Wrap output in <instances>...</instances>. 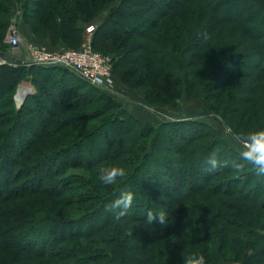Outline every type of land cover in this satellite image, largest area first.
Returning a JSON list of instances; mask_svg holds the SVG:
<instances>
[{"label":"trees","instance_id":"1","mask_svg":"<svg viewBox=\"0 0 264 264\" xmlns=\"http://www.w3.org/2000/svg\"><path fill=\"white\" fill-rule=\"evenodd\" d=\"M9 1L0 0L5 53ZM24 6L36 34L72 47L85 23L110 8L93 46L113 54L116 74L150 103L170 104L187 91L235 135L264 128V0ZM71 74L0 65V264H183L192 254L206 264H264V178L251 166L227 178L230 166L208 170L213 152L221 161L240 158L220 131L192 119L143 122ZM29 77L35 91L18 108L14 94ZM110 166L126 175L104 185L99 170ZM125 191L134 203L117 221L106 209ZM149 210L166 211L168 224L154 222L150 233Z\"/></svg>","mask_w":264,"mask_h":264},{"label":"rangeland","instance_id":"2","mask_svg":"<svg viewBox=\"0 0 264 264\" xmlns=\"http://www.w3.org/2000/svg\"><path fill=\"white\" fill-rule=\"evenodd\" d=\"M10 7H11V18H10V24L11 23H16L17 26L19 27L21 33L25 36L27 35V40L29 42L40 45V46H46L49 49L52 50H65V49H72V48H80L85 44L86 42L91 39L92 43V37L93 34L96 30L93 32H89L87 30V27L91 24H94L96 27L98 24L107 16L109 13V9L107 8L104 11H102L99 15H96L95 17L92 18V20L88 21L85 23V29L83 33V40L82 43L79 46L72 47L68 46L63 42L59 43H54L52 41L51 36H41L38 35L34 32L32 25H31V20L27 18V15H25L26 12V0H12L9 1ZM26 37V36H25ZM6 41V40H5ZM92 48L96 52H100L103 55H105L108 58L109 64L112 67V78H113V86L110 90H105L106 95L114 99L118 104H121L123 106H126V104L131 105L129 110L133 112L140 120L143 122H149L153 121L156 123H160L165 120H174V119H192V120H199L205 123L210 124L214 128H216L218 131H220L226 140V142L233 148H235L237 151L240 153V146L234 141V137L236 136L230 128H226L222 120L217 118L213 112H211L206 105V99L203 98L202 96H195L191 95L187 91L184 92L183 96L179 99H177L175 102L170 103V104H159V103H150L146 97L145 93L143 92L142 89L133 87L129 84H126L115 72V56L111 53L104 52L102 50H99L93 46L92 43ZM6 53L8 54L9 60L12 58V56L22 58L23 60H27L26 64L28 63V57H27V52L22 49L20 50H15L12 48L7 42H6ZM137 53H134L133 55H136ZM264 54V52H263ZM29 65V63H28ZM32 65V64H30ZM65 68V67H64ZM71 78L75 79L77 82L79 81L80 84L85 85L84 88H86V84L89 83L92 85L90 82L86 80H79L80 74L76 72L75 70L70 69ZM33 80H31V77L26 79L25 83H31L32 84ZM26 86H22L21 89H26ZM96 87V86H95ZM19 88V86H18ZM18 88L16 93L14 94L16 96L18 92ZM20 89V90H21ZM28 89H26V92ZM34 91H35V86H34ZM25 92V93H26ZM20 95L19 97H23L25 95ZM96 104H93L94 106ZM90 106V107H92ZM85 108H81L80 110H84ZM30 123L33 124V121L30 120ZM39 127V126H38ZM78 172H82L83 170H75ZM239 173L233 172L232 174H227L221 177H230L233 175H237ZM210 226V225H209ZM178 256H180V252H175ZM116 261H113L112 264H116ZM224 264H242V263H233L231 261H226Z\"/></svg>","mask_w":264,"mask_h":264},{"label":"clouds","instance_id":"3","mask_svg":"<svg viewBox=\"0 0 264 264\" xmlns=\"http://www.w3.org/2000/svg\"><path fill=\"white\" fill-rule=\"evenodd\" d=\"M234 141L240 146L239 160L221 161L217 153L209 155L206 163L209 171H216L223 167H231L235 173L242 172L246 166H251L258 177L264 178V128L249 130L234 137ZM126 175V170L120 166L102 167L99 170L98 179L104 185H112L118 178ZM163 198V197H162ZM135 199V194L131 191L123 192L119 198L115 199L108 207L107 211L114 212V219L119 221L129 214ZM154 222L159 223L161 228L168 224L166 211L154 213L149 210L146 213V227L150 233L155 232ZM183 264H206L204 255H188L182 257Z\"/></svg>","mask_w":264,"mask_h":264},{"label":"built area","instance_id":"4","mask_svg":"<svg viewBox=\"0 0 264 264\" xmlns=\"http://www.w3.org/2000/svg\"><path fill=\"white\" fill-rule=\"evenodd\" d=\"M96 26L91 24L87 27L89 32H93ZM91 29V31L89 30ZM6 42L15 50L24 49L27 52L28 63L40 64L46 66H61L70 68L78 72L84 79L103 90H110L113 86L112 67L109 64L108 58L100 52H96L92 48L91 39L83 44L80 48H72L65 50H52L46 46H40L29 42L26 37L21 33L16 23L9 25ZM0 52V65L14 64L20 62L14 61L8 57L6 53L3 56ZM21 59L22 62L27 60ZM25 62V63H26ZM27 63V64H28ZM25 82L19 85L27 86L29 94L34 92V85Z\"/></svg>","mask_w":264,"mask_h":264},{"label":"water","instance_id":"5","mask_svg":"<svg viewBox=\"0 0 264 264\" xmlns=\"http://www.w3.org/2000/svg\"><path fill=\"white\" fill-rule=\"evenodd\" d=\"M1 54H2L3 56L6 55L5 52H2ZM12 59H13L14 61H17V62H22L21 59H18V58L15 57V56H12ZM20 89H21V85H19L18 92H17V94H16V96H15V101H16V104H17V107H18V108H20V107L23 105V103H24L26 97H27L28 94H29V91H27L23 97H19Z\"/></svg>","mask_w":264,"mask_h":264},{"label":"bare ground","instance_id":"6","mask_svg":"<svg viewBox=\"0 0 264 264\" xmlns=\"http://www.w3.org/2000/svg\"><path fill=\"white\" fill-rule=\"evenodd\" d=\"M26 87H27V86H26ZM26 87H25V88H26ZM26 89H29V88L27 87ZM26 89H21V90H20V95H23V94L26 92Z\"/></svg>","mask_w":264,"mask_h":264},{"label":"crops","instance_id":"7","mask_svg":"<svg viewBox=\"0 0 264 264\" xmlns=\"http://www.w3.org/2000/svg\"><path fill=\"white\" fill-rule=\"evenodd\" d=\"M25 36H26V38H27V35H25ZM28 41H29V40H28ZM25 85H27V84H25ZM130 106H131V105H129V104L127 105V104H126L125 107H126V108H128V107L130 108ZM129 108H128V109H129Z\"/></svg>","mask_w":264,"mask_h":264},{"label":"snow or ice","instance_id":"8","mask_svg":"<svg viewBox=\"0 0 264 264\" xmlns=\"http://www.w3.org/2000/svg\"><path fill=\"white\" fill-rule=\"evenodd\" d=\"M91 31V29H89Z\"/></svg>","mask_w":264,"mask_h":264}]
</instances>
